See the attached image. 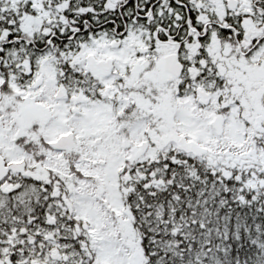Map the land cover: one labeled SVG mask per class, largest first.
<instances>
[{
	"label": "snow or ice",
	"instance_id": "snow-or-ice-1",
	"mask_svg": "<svg viewBox=\"0 0 264 264\" xmlns=\"http://www.w3.org/2000/svg\"><path fill=\"white\" fill-rule=\"evenodd\" d=\"M0 264H264V0H0Z\"/></svg>",
	"mask_w": 264,
	"mask_h": 264
}]
</instances>
